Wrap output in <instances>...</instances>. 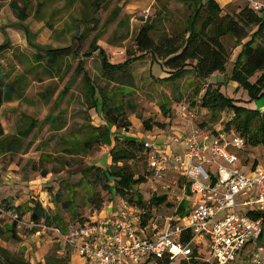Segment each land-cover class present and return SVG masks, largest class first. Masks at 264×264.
<instances>
[{
  "label": "rangeland",
  "instance_id": "1",
  "mask_svg": "<svg viewBox=\"0 0 264 264\" xmlns=\"http://www.w3.org/2000/svg\"><path fill=\"white\" fill-rule=\"evenodd\" d=\"M223 1L219 0L220 3ZM12 2H16L17 8H23L26 14L23 23L35 35V43L52 48L71 45V49L78 48L84 52L92 38L98 36L96 45L105 50L113 63L125 60L127 49L135 52L133 38L145 21L158 28L155 33L180 32L193 7L192 3L180 0L154 3L153 0H107L96 6L94 0H0V45L6 40L9 42V46L0 53V73L7 82L21 75L25 77L20 98L5 102L0 109V128L3 135L11 136L17 134L20 128H25L31 120H36L33 131L22 139L18 153L4 154L0 158V229L7 226L12 228L0 243L9 250H12L11 245L19 248L21 236L26 235L25 239H28L29 233L37 229H40V242L53 240L48 251L51 254L63 246L55 240L50 230L42 232L40 225L36 227L29 223L25 206L32 197L38 200L43 196L46 209L53 217L50 226L60 227L94 212L109 214L110 207L120 200L113 192L106 191L96 177L97 168H107L111 164V144L95 143L84 152L72 148L90 137H97L101 130L94 125H108L100 109L101 98L96 108L91 107L83 80L84 72L88 80L105 89L128 117V129L109 124L110 139L117 133L123 138L144 141L149 138L147 134L152 136L157 129L166 135H180L187 129L186 122L190 126L199 125L210 130L218 127L224 113H215L201 106L200 98L208 85L219 86L238 105L261 113L264 111V90L261 96L251 99L246 89L229 79L242 48L241 45L235 46L232 36L226 35L222 39L230 53L225 71L213 72L204 79H198L190 67L178 77H169L170 72L146 53L129 64L131 82L118 83L103 76L96 52L78 58L74 57L72 51H68L70 53L60 60V76L50 77L44 71L45 64L33 60L36 49L28 45L24 31L15 25L20 22L17 17L20 12L12 9ZM243 7V0H232L222 9V14L235 15ZM84 29L89 33L80 42L77 37ZM80 61L83 70L76 72ZM259 73L256 72L249 81L254 82ZM229 81L237 83V87H233ZM183 105L187 107V114L182 116L179 111ZM145 122L151 128L148 129ZM70 148L77 153H69L67 150ZM239 156L242 162H264V145L253 147L246 144ZM127 164L145 177V181L136 186L137 194H141L145 200L152 194L166 192L171 205L152 207V213L161 216L158 221V225H161L164 217L178 209V197L183 195L181 188L175 185L171 190L169 180L157 181L148 175L145 160L138 158ZM89 167L92 169L88 170ZM17 206L20 209L14 211ZM259 242L264 247V224ZM35 245L36 241H30V258L38 250V245ZM249 252V248H246L232 264H246L249 256L243 259L242 256ZM262 256L264 264V250ZM178 264L194 263L186 261Z\"/></svg>",
  "mask_w": 264,
  "mask_h": 264
},
{
  "label": "trees",
  "instance_id": "2",
  "mask_svg": "<svg viewBox=\"0 0 264 264\" xmlns=\"http://www.w3.org/2000/svg\"><path fill=\"white\" fill-rule=\"evenodd\" d=\"M94 1L96 6L105 3L107 0ZM180 1H188L193 5L192 13L186 20L182 31L155 33L158 28L145 21L133 38L135 52L127 49L126 59L117 63L110 62L105 50L96 45L98 36L92 38L88 49L84 52H81L78 48L71 49V45L69 47L52 48L35 43V35L28 25L23 23L26 17L23 8H17L16 2H12L11 7L16 13L17 11L20 12L17 16L20 22L15 25L24 31L28 45L36 49L32 57L33 60L38 64L44 63V71L50 77L60 76L62 71L60 60L65 54L72 51L74 57L78 58H85L96 52L101 62L103 76L118 83L131 82L132 78L128 72L129 64L132 60L146 53L152 55L170 72L169 77H178L182 71L190 67L189 69L195 72L198 79H204L213 72L225 71L230 53L222 39L224 36L229 35L234 38L235 46H242L229 79L237 82L238 87L246 89L251 99L261 96L264 90V20L261 14L253 12L247 5L234 15L222 14V9L215 0ZM88 33L89 31L84 29L77 38L81 42ZM246 37L248 39L243 41ZM8 46L9 42L6 40L0 45V53ZM136 53L139 54L136 55ZM82 70L83 63L80 61L76 72ZM258 71L260 73L256 80L250 82V77ZM74 78H72V81H74ZM5 79L6 77L0 73V107L4 102L20 98L24 90L22 87V80L25 79L24 75L10 82L5 81ZM83 80L87 88L86 91L89 93L91 107L96 108L97 102L101 98L100 109L108 125L94 126L97 130H101L96 134L97 137H90L81 145L72 148H78V151L84 152L95 143L111 144L109 149L111 164L107 168L96 169L98 173L97 180L103 183V188L106 191L113 192L119 199H124L128 205L136 208L141 214L142 225L150 218L161 217L152 213V207L171 205L166 192L152 194L148 200H145L141 194L136 192V186L143 183L145 177L138 174L135 169L127 164L128 161L138 158L145 160L143 140L123 138L117 133L112 136L113 139H110L111 128L109 124L117 128L128 129V117L125 116L122 108L115 104L113 98L108 96L105 89L88 80L85 72ZM200 99L203 108L215 113L229 114L231 119L227 121L226 128L233 126L246 138L247 145L253 147L264 145V111L261 113L236 104V101L221 91L219 86L208 85ZM35 123L36 120H31L25 128H20L17 134L11 136L3 135L0 128V158L4 154L14 155L18 153L21 149L22 139L33 131ZM145 124L148 129L151 128L150 124L147 122ZM67 151L72 154L77 153L71 148ZM89 169L91 170L92 167H89ZM147 174L153 177L149 170H147ZM169 178L170 174L157 181H167ZM178 183V187L181 188L184 180L179 178ZM186 193H188V190H186ZM186 204V199L182 200L178 205L177 213L182 215L185 212ZM17 209L19 207L15 210ZM25 209L30 211L29 220L34 224H44L46 226L52 224L53 217L48 214L39 201L33 200L31 208L26 206ZM11 230L10 227L9 232ZM187 238L188 235L184 236V240H187ZM0 253L5 254L7 251L0 248ZM197 257L201 258L198 247L195 246L192 257L189 260L181 259L177 264L186 261L194 264H207L206 262H197L200 260ZM68 261L67 254L63 256L53 255L45 260V264H68ZM21 263L29 264L26 261H21Z\"/></svg>",
  "mask_w": 264,
  "mask_h": 264
},
{
  "label": "built area",
  "instance_id": "3",
  "mask_svg": "<svg viewBox=\"0 0 264 264\" xmlns=\"http://www.w3.org/2000/svg\"><path fill=\"white\" fill-rule=\"evenodd\" d=\"M243 1L264 20V1ZM184 114L185 105L179 111ZM230 119L223 114L221 124L211 130L196 125L171 136L173 143L185 145L182 153L166 152L151 135L143 141L155 180L170 174L171 190L178 187L179 178L184 180L183 195L178 197V205L187 201L182 215L176 209L161 225V217L142 225L138 210L120 199L109 214L94 212L65 227L44 228L86 264H177L189 260L195 246L201 256L197 258L207 264H232L246 248L250 250L242 256H249L246 264H262L264 166L241 167L237 152L245 147L246 138L233 126L226 128Z\"/></svg>",
  "mask_w": 264,
  "mask_h": 264
},
{
  "label": "crops",
  "instance_id": "4",
  "mask_svg": "<svg viewBox=\"0 0 264 264\" xmlns=\"http://www.w3.org/2000/svg\"><path fill=\"white\" fill-rule=\"evenodd\" d=\"M215 1L219 4L221 9L225 8L229 3L232 2V0H224L222 3H220L219 0H215ZM258 1H264V0H258ZM229 83L233 87H237V83L232 82V81H229ZM7 102H9V101H7ZM3 104L1 105V107H3ZM1 107H0V109H1ZM185 124L187 126V129L185 131L189 130L192 127V126H190V123L188 124L186 122ZM156 131L157 132L155 134H153L152 136H154L156 138V142L158 143V145L161 148H163L166 152L172 154V153H182L184 151L185 145L173 143L172 139H171V135H169V134L166 135V133L161 132L160 129H157ZM183 133H181V134H183ZM147 136H150V134L149 135L147 134ZM172 145H174V146H172ZM239 152H241V151H239ZM239 152H237L238 156H239ZM239 159H240V156H239ZM254 163H259V164L264 166V162H260L258 160H253L251 162L246 161V160L243 162L240 161L241 167L245 170L249 169V167ZM42 197L43 196L39 197L38 200L34 199V197H32V199L28 200L26 206L31 208V206L33 204V200H36V201H39L41 203V205L46 209V206H45L46 200H44L45 201L44 202ZM16 205H17V203H15V206ZM17 207H19V206H17ZM113 207L114 206H111L110 210H112ZM15 209H14V211H15ZM19 209H17V211ZM27 212H28V215H30V211H27ZM47 212H48V210H47ZM48 214H49V212H48ZM28 221H29V223L34 224L32 221H30V220H28ZM34 225L36 227H38L37 225H40L43 228L42 232H44L46 230L44 228V224H34ZM9 228H10V226H7L6 229H4V228L0 229V240L2 239V237H4L6 239V237L10 234V232L12 230L9 232ZM2 229L4 231L1 233ZM18 234H19V236H21L20 232H18ZM39 234H40V229H37V230H33L32 233L31 232L29 233L28 239H25V238H27L26 235H22L21 236L22 241H20L21 244H20L19 248H15L16 246L11 245L10 247H12V250H9L4 244L0 243V248L5 249L7 251V253H5V254L0 253V264H22L21 261L29 262V264H45V260L48 257L53 256V255L63 256L65 254H67L68 258H69L68 264H86L85 259H83L75 250H73L72 248H70L69 246L65 245L63 242H60L57 239H55V240L63 246L58 247L57 249H55V253L51 254V252H48V251L50 249L49 247H50L51 242L53 240H50V241L46 240V242L42 243V242H40L41 241V239H39L40 237H38ZM30 241H36V245H38V250L35 252L34 256L31 258L29 257V253L32 250V248L30 246ZM2 242H4V240ZM262 248H264V247L262 246ZM14 249H15V251H13Z\"/></svg>",
  "mask_w": 264,
  "mask_h": 264
}]
</instances>
